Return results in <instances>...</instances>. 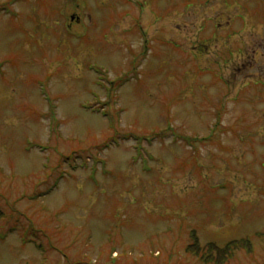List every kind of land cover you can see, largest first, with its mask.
Instances as JSON below:
<instances>
[{
	"label": "rangeland",
	"instance_id": "1",
	"mask_svg": "<svg viewBox=\"0 0 264 264\" xmlns=\"http://www.w3.org/2000/svg\"><path fill=\"white\" fill-rule=\"evenodd\" d=\"M192 231L264 264V0H0V264H204Z\"/></svg>",
	"mask_w": 264,
	"mask_h": 264
},
{
	"label": "trees",
	"instance_id": "2",
	"mask_svg": "<svg viewBox=\"0 0 264 264\" xmlns=\"http://www.w3.org/2000/svg\"><path fill=\"white\" fill-rule=\"evenodd\" d=\"M114 138L111 137L109 140H113ZM0 237L3 238V235H0ZM189 239L190 242L186 247V251L204 264H226L238 251L243 248L250 251L252 248L249 238L233 239L222 246H218L212 242L200 245L197 235L192 231Z\"/></svg>",
	"mask_w": 264,
	"mask_h": 264
}]
</instances>
